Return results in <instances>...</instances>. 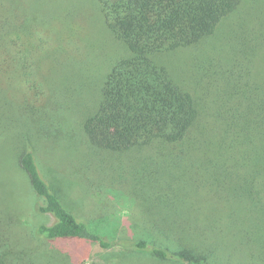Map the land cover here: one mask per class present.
<instances>
[{
    "label": "trees",
    "instance_id": "1",
    "mask_svg": "<svg viewBox=\"0 0 264 264\" xmlns=\"http://www.w3.org/2000/svg\"><path fill=\"white\" fill-rule=\"evenodd\" d=\"M94 1L110 39L126 54L109 64L96 108L81 122L83 134L94 150L149 154L133 162L132 169L148 176L151 166L154 175L139 194L143 199L121 188L111 187L109 192L129 200L130 210L140 200H153L152 209L173 215L152 220L161 234L170 236L164 227L173 226L169 239L201 248L192 237L193 230L215 229L218 222L203 217L207 212L195 216L196 204L191 206L193 214L179 210L173 199L183 207V182L207 185L219 199L239 203L241 208L231 210L224 225L249 236L243 242L247 245H242L250 248V261H254L256 253L264 250V0ZM12 2L16 4L0 0V137L14 135L12 123H17L4 102L9 100L10 78L24 75L35 65L39 58L35 43L41 42L42 50L48 51L58 40L43 39L39 26L13 15ZM81 19L65 21L72 24L74 38L81 36ZM200 45L203 50L197 53L206 66L196 75L197 65H192L191 81L183 82L177 72L184 67L170 70L164 57L188 48L197 50ZM75 50L72 55L79 59ZM49 117L42 113L26 118L40 132L50 127ZM18 153L17 164L27 176L28 189L15 181L23 194L42 199V203L34 201V211L51 214L54 221L38 224L31 238L0 182V264H85L91 250L122 247L103 240L66 208L41 176L30 144ZM98 194L107 192H93L95 200ZM133 245L137 251L150 246L152 256L161 261L178 258L186 264H209L190 252H171L156 242L139 239Z\"/></svg>",
    "mask_w": 264,
    "mask_h": 264
},
{
    "label": "rangeland",
    "instance_id": "2",
    "mask_svg": "<svg viewBox=\"0 0 264 264\" xmlns=\"http://www.w3.org/2000/svg\"><path fill=\"white\" fill-rule=\"evenodd\" d=\"M15 2L16 4L13 2L11 4L13 15L20 17L22 22L27 19L29 24L39 26L43 30V39L49 36L58 38L48 51L42 50L41 42L35 43L39 45L35 47L38 60L35 65L27 67L29 69L24 75H12L14 77L9 80V100L8 98L4 100L10 105L9 117L12 116V120L17 123H12L14 135L4 134L0 137V182L3 181L5 191L16 204L30 237L32 238L31 232L38 224H52L54 218L51 214L34 211L32 204L35 200L42 203V199L38 200L32 190L29 191V194L32 193L31 196L23 194L29 183L26 174L17 164V156L19 150L28 147L29 144L41 176L66 208L78 219L87 222L90 230L98 233L103 240L117 242L122 246L119 249L98 252L91 250L85 264L94 262L186 264L178 258L158 260L152 256L150 246L144 251L135 250L133 244L139 239L156 242L158 246L167 247L171 252H190L191 255L204 258L209 264H264V250L258 251L256 253L258 257L250 261L253 252L242 245H247L243 242H246L249 236L224 225L228 221L229 212L241 208L239 203L231 199H219L220 196H215V192L207 185L183 182L181 183L183 207L176 198L173 199L179 210L192 213L191 206L196 204L199 210L195 216L201 217L207 212L203 217L218 222L215 229L193 230L192 237L200 243L201 248L183 240L179 242L169 239L172 234L170 230H173L172 225V228L164 227L170 236L162 235L153 221L158 222L173 215L162 212L160 205L156 208L161 211L152 209L150 204L152 205L153 200L149 203L140 200L135 204L136 207L134 205L130 210L129 200L113 196L109 192L108 188H121L141 199L139 194L142 193L144 186L148 187L147 181L152 175L151 166L146 171L148 176H142L139 168L132 169L139 158L146 159L149 154L145 152L119 154L94 150L84 136L81 126L83 119L93 112L101 97L100 87L109 64L119 55L124 56L126 49L110 39L94 0H15ZM79 16L82 17V30L79 32L81 36L74 38L72 24L65 25V21L69 19V22H72L73 18ZM74 48L79 59L72 55ZM202 48L200 45L197 50L188 48L182 53L165 56L164 62L169 65L170 70L172 68L181 70L179 65L184 67V70L177 73L183 82L189 83L192 77L189 68L197 65L198 75L206 66L203 63L205 61L203 56H198L197 53L199 49L201 52ZM42 82H45L47 87H43L40 84ZM27 92L32 97L31 101ZM42 113L50 116L48 118L50 127L36 132L33 123L26 117L42 116ZM55 121L60 124V128L56 126ZM83 152L86 154L83 155ZM134 158L136 159L133 161ZM15 180L22 182L23 190ZM97 190L106 191L107 194L105 196L98 194L95 200L92 193ZM181 237L186 240L183 234Z\"/></svg>",
    "mask_w": 264,
    "mask_h": 264
}]
</instances>
